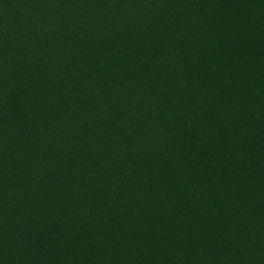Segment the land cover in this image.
Wrapping results in <instances>:
<instances>
[{
  "label": "trees",
  "instance_id": "obj_1",
  "mask_svg": "<svg viewBox=\"0 0 264 264\" xmlns=\"http://www.w3.org/2000/svg\"><path fill=\"white\" fill-rule=\"evenodd\" d=\"M0 264H264V0H0Z\"/></svg>",
  "mask_w": 264,
  "mask_h": 264
}]
</instances>
